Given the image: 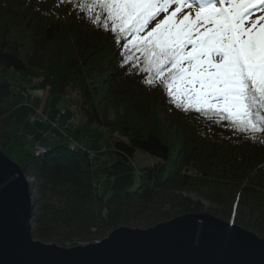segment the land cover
Segmentation results:
<instances>
[{"label":"trees","instance_id":"trees-1","mask_svg":"<svg viewBox=\"0 0 264 264\" xmlns=\"http://www.w3.org/2000/svg\"><path fill=\"white\" fill-rule=\"evenodd\" d=\"M103 7L82 11L77 0H0V150L32 179L33 237L80 247L123 227L150 229L203 214L211 204L234 215L249 211L264 238V133L257 129L253 139L223 117L185 112L162 85L145 84L151 73L140 71L139 40L113 33ZM37 80L73 110V118L86 120L87 140L98 128L111 135L98 157L71 145L67 133L37 156V145L28 147L12 131L27 88ZM138 151L157 162L138 170L137 189H114L106 197L97 182L134 171Z\"/></svg>","mask_w":264,"mask_h":264},{"label":"snow or ice","instance_id":"snow-or-ice-1","mask_svg":"<svg viewBox=\"0 0 264 264\" xmlns=\"http://www.w3.org/2000/svg\"><path fill=\"white\" fill-rule=\"evenodd\" d=\"M77 3L82 11L104 6L101 12L113 33L139 40L140 71L151 73L144 83L162 85L177 108L209 119L223 117L233 130L253 139L257 129L264 133V15L252 19L251 7L259 6L264 13V0ZM170 9L174 10L169 14ZM123 57L126 62L130 59L127 48Z\"/></svg>","mask_w":264,"mask_h":264},{"label":"water","instance_id":"water-1","mask_svg":"<svg viewBox=\"0 0 264 264\" xmlns=\"http://www.w3.org/2000/svg\"><path fill=\"white\" fill-rule=\"evenodd\" d=\"M34 208L24 170L0 150V264H264L263 238L209 214L63 248L33 237Z\"/></svg>","mask_w":264,"mask_h":264},{"label":"rangeland","instance_id":"rangeland-1","mask_svg":"<svg viewBox=\"0 0 264 264\" xmlns=\"http://www.w3.org/2000/svg\"><path fill=\"white\" fill-rule=\"evenodd\" d=\"M251 7L255 9L252 13V19H257V17L264 15V13L260 11L259 6ZM193 16H195V13ZM39 83L40 82L38 80L32 81L31 86L27 88L28 98L25 99L24 105H22L17 112V117L12 126V131L18 134L23 142L27 143L30 148L35 147L36 145V147L40 146V148H44L43 146L52 148L59 145L61 136L66 137L65 134L67 133L71 136V138L66 137L71 140V145H74L75 143L78 145V148H83L98 157L97 154L104 149L111 135L98 128L95 130L93 139L87 140L84 136V129H90L91 126L87 124L86 120L79 116L78 118H73V110L67 107L64 103L56 100L55 97L50 96L49 92L45 91ZM62 110H65L66 113L62 114ZM33 113H38L44 117L46 122H32L31 118L33 117ZM71 118L74 119V123L69 121ZM110 118H114V112L110 113ZM163 121L165 122V120ZM60 124L62 127L66 128V130L58 127ZM30 137H32V140ZM156 162V159L138 151L135 154L133 161V164L136 167L134 171L113 179H101L97 182V185L101 188L102 193L106 197L110 196L114 189L123 191L135 190L140 186L141 182L138 170L152 166ZM28 179L32 183V179L29 177ZM186 196L197 199L194 195L187 194ZM204 207L205 211L203 214L212 212L209 215L215 216V213H218L220 215L217 218L228 223H233L260 237L258 230L254 228L256 216L252 215L249 211L243 210L241 212L242 214L236 213L234 215V210L230 211V208L228 207L213 206L211 204H206ZM169 210L170 209L168 207L165 209V211ZM223 214H226V217L228 215L227 219L223 218Z\"/></svg>","mask_w":264,"mask_h":264},{"label":"built area","instance_id":"built-area-1","mask_svg":"<svg viewBox=\"0 0 264 264\" xmlns=\"http://www.w3.org/2000/svg\"><path fill=\"white\" fill-rule=\"evenodd\" d=\"M65 112L62 111V114H64ZM32 122H37V121H41V122H46V120L44 119V117H42L41 115H39L38 113H34L33 117L31 118ZM36 153L37 156L42 155L43 153H45V149L44 148H40V146L36 147ZM98 243V242H96Z\"/></svg>","mask_w":264,"mask_h":264},{"label":"bare ground","instance_id":"bare-ground-1","mask_svg":"<svg viewBox=\"0 0 264 264\" xmlns=\"http://www.w3.org/2000/svg\"><path fill=\"white\" fill-rule=\"evenodd\" d=\"M29 182L31 183V181L29 180Z\"/></svg>","mask_w":264,"mask_h":264}]
</instances>
